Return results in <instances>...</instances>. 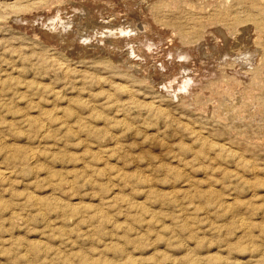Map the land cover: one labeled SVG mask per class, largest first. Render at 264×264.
Wrapping results in <instances>:
<instances>
[{
	"label": "rangeland",
	"instance_id": "rangeland-1",
	"mask_svg": "<svg viewBox=\"0 0 264 264\" xmlns=\"http://www.w3.org/2000/svg\"><path fill=\"white\" fill-rule=\"evenodd\" d=\"M76 1L0 0V264H264L263 0Z\"/></svg>",
	"mask_w": 264,
	"mask_h": 264
},
{
	"label": "bare ground",
	"instance_id": "bare-ground-1",
	"mask_svg": "<svg viewBox=\"0 0 264 264\" xmlns=\"http://www.w3.org/2000/svg\"><path fill=\"white\" fill-rule=\"evenodd\" d=\"M66 1L68 2V0H66ZM75 1H76V0H75ZM83 1H84V0H83ZM94 1H96V0H94ZM101 1L103 2V0H101ZM219 1H220V0H219ZM20 2H21V1H20ZM25 2H26V1H25ZM76 2H77V1H76ZM90 2H93V1H89V3H90ZM106 2H107V1H106ZM112 2H114V1L112 0ZM115 2H116V0H115ZM124 2H125V1H124ZM124 2H123V3H124ZM143 2H144V1H143ZM83 3H84V2H83ZM87 3H88V2H87ZM100 3H101V2H100ZM118 3H119V1H118ZM262 3H263V5H264V0H263ZM16 4H17V3H16ZM22 4H23V3H22ZM77 4H78V2H77ZM77 4H76V5H77ZM81 4H82V3H81ZM85 4H86V3H85ZM85 4H84V5H85ZM105 4H106V3H105ZM105 4H104V5H105ZM125 4H127V3H125ZM142 4H143V3H142ZM66 5H67V4H66ZM71 5H73V4H71ZM82 5H83V4H82ZM117 5H118V4H117ZM123 5H124V4H123ZM173 5H174V4H173ZM263 5H262V6H263ZM42 6H43V5H42ZM85 6H86V5H85ZM87 6H88V5H87ZM95 6H96V5H95ZM100 6H101V4H100ZM100 6H99V7H100ZM102 6H103V3H102ZM113 6H114V4H113ZM115 6H116V5H115ZM115 6H114V7H115ZM262 6H261V7H262ZM90 7H91V9H94L95 11H93V12H96V13L101 12L99 9H102V8H99L98 6H96V7L99 8V9L97 8L98 10L96 11V8H95L94 6L89 5V8H90ZM103 7H104V6H103ZM140 7H141V9H142V6H140ZM263 7H264V6H263ZM80 8H81V6H80ZM82 8H83V6H82ZM86 8H87V7H86ZM89 8H87V9H89ZM112 8H113V7H112ZM112 8H111V9H112ZM125 8H126V7H125ZM127 8H128V7H127ZM129 8H130V7H129ZM129 8H128V9H129ZM159 8H160V7H159ZM193 8H194V7H193ZM21 9H22V8H21ZM105 9H106V6H105ZM109 9H110V8H109ZM114 9H115V8H114ZM116 9H117V8H116ZM116 9H115V10H116ZM118 9H119V7H118ZM128 9H127V10H128ZM132 9H133V8H132ZM76 10H77V9H76ZM106 10H107V9H106ZM115 10H114V11H115ZM198 10H199V9H198ZM74 11H75V10H74ZM82 11H83V10H82ZM89 11H90V9H89ZM111 11H112V10H111ZM117 11H118V10H117ZM117 11H115V12H117ZM120 11H121V10H120ZM72 12H73V11H72ZM75 12H77V11H75ZM75 12H74V13H75ZM90 12H91V11H90ZM106 12H107V11H106ZM205 12H206V11H205ZM74 13H73V14H74ZM91 13H92V12H91ZM91 13H90V14H91ZM101 13H102V12H101ZM110 13L112 14V12H110ZM134 13H135V11H134ZM0 14H1V13H0ZM70 14H71V13H70ZM76 14H77V13H76ZM87 14H88V13H87ZM111 14H110V15H111ZM115 14H116V13H115ZM124 14H125V13H124ZM150 14H151V13H150ZM92 15H93V13H92ZM106 15H107V14H106ZM112 15H113V14H112ZM121 15H122V14H120V16H121ZM136 15H137V14H136ZM56 16H57V15H56ZM64 16H65V15H64ZM89 16H90V15H88V17H89ZM93 16H94V15H93ZM103 16H104V15H103ZM107 16H108V15H107ZM107 16H106V17H107ZM130 16H131V15H130ZM130 16H129V17H130ZM212 16H213V15H212ZM60 17H61V16H60ZM67 17H68V16H67ZM69 17H70V15H69ZM88 17H87V19H88ZM91 17H92V16H91ZM98 17H99V15L97 16V18H98ZM118 17H119V16H118ZM129 17H128V18L126 17V20L128 19V21H131V22H132V19H134L136 16H134V18H132V19L130 18V20H129ZM150 17H151V16H150ZM154 17H155V15H154ZM154 17H153V18H154ZM201 17H202V16H201ZM226 17H227V16H226ZM233 17H234V16H233ZM15 18H16V17H15ZM47 18H48V17H47ZM80 18H81V17H80ZM93 18H94V17H93ZM95 18H96V17H95ZM102 18H103V17H102ZM111 18H112V17H111ZM120 18H121V17H120ZM137 18H138V17H137ZM143 18H144V17H143ZM49 19H50V17H49ZM64 19H65V18H64ZM70 19H71V18H70ZM77 19H78V18H77ZM87 19H86V20H87ZM115 19H117V17H116ZM145 19H146V18H145ZM145 19H142V20H145ZM193 19H195V18H193ZM193 19H192V20H193ZM230 19H231V18H230ZM67 20H68V19H67ZM91 20H92V19H91ZM93 20H94V19H93ZM113 20H114V19H112V21H113ZM118 20H119V19H118ZM136 20H137V19H136ZM138 20H139V19H138ZM152 20H153V19H152ZM196 20H197V19H196ZM201 20H202V19H201ZM228 20H229V19H228ZM51 21H52L53 23H55V24H57V23L60 24V25H61V24H62V25L64 24L63 21L60 20V19H52ZM64 21H65V20H64ZM79 21H80V20H79ZM94 21H95V20H94ZM108 21H109V20H108ZM119 21H120V20H119ZM119 21H118V22H119ZM153 21H154V20H153ZM174 21H176V19H175ZM185 21H186V19H185ZM208 21H209V20H208ZM70 22H71V21H70ZM96 22H97V21H96ZM104 22H105V21H104ZM106 22H107V21H106ZM110 22H111V21H110ZM118 22H117V23H118ZM133 22H134V21H133ZM138 22H139V21H138ZM140 22H141V21H140ZM144 22H145V21H144ZM155 22H156V21H155ZM172 22H173V21H172ZM172 22H171V23H172ZM198 22H199V21H198ZM203 22H204V21H203ZM209 22H211V21H209ZM93 23H94V22H93ZM97 23H98V22H97ZM120 23H121V21H120ZM123 23H124V22H123ZM128 23H130V22H128ZM142 23H143V22H142ZM147 23H148V22H147ZM189 23H190V22H189ZM86 24H87V23H86ZM86 24H85V25H86ZM100 24H101V22H100ZM108 24H110V23H108ZM108 24H107V25H104V24H103L105 27H102V28L106 29L105 32H104L103 30H102V31H103L107 36H110V35L113 36V35H115V36L117 37L118 35H120V34L123 33V30H124L123 27H125V26H124L125 23L122 24V25H123V27H122L123 29H122V28H116V26L114 27V25L112 26V23H111L110 25H108ZM115 24H116V22H115ZM134 24H135V26H136V22H135ZM144 24H145V23H144ZM204 24H205V23H204ZM236 24H237V23H236ZM241 24H242V23H241ZM67 25H68V24H67ZM70 25H71V24H70ZM77 25H78V24H77ZM92 25H93V24H92ZM116 25H117V24H116ZM125 25H126V24H125ZM139 25H141V24H139ZM148 25H149V24H148ZM205 25H206V24H205ZM237 25H238V24H237ZM255 25H256V24H255ZM49 26H50V25H49ZM72 26H73V25H72ZM86 26H87V25H86ZM119 26H120V25H119ZM130 26H131V24H130ZM201 26H202V24H201ZM257 26H258V25H257ZM82 27H83V25H82ZM87 27H88V29L90 28L89 26H87ZM189 27H190V26H189ZM198 27H199V26H198ZM198 27H197V26L192 27L193 32H195V33L198 32ZM62 28H63V26H62ZM93 28H94V27H93ZM95 28H96V27H95ZM95 28H94V29H95ZM97 28H98V27H97ZM99 28H100V27H99ZM140 28H141V27H140ZM142 28H144V27H142ZM155 28H156V27H155ZM173 28H174V27H173ZM127 29H128V28H127ZM135 29H137V28L135 27ZM138 29H139V28H138ZM138 29H137V30H138ZM161 29H163V28H161ZM226 29H227V28H226ZM258 29H259V28H258ZM66 30H67V29H66ZM74 30H75V29H74ZM80 30L82 31V29H80ZM259 30H261V29H259ZM72 31H73V29H72ZM88 31H89V30H88ZM95 31H96V29H95ZM102 31H101V32H102ZM127 31H128V30H127ZM144 31H145V30H144ZM160 31H161V30H160ZM190 31H191V30H190ZM61 32H62V29H61ZM63 32H65V31H63ZM63 32H62V33H63ZM67 32H68V31H67ZM67 32H65V33H67ZM90 32H91V31H90ZM103 32H102V33H103ZM129 32H130V31H129ZM141 32H142V30H141ZM62 33H61V34H62ZM92 33H94V32H92ZM95 33H96V32H95ZM99 33H100V32H99ZM134 33H135V32H134ZM145 33H146V32H145ZM71 34H72V33H71ZM89 34H90V33H89ZM137 34H138V33H137ZM139 34H140V33H139ZM141 34H142V33H141ZM149 34H150V33H149ZM200 34H201V33H200ZM202 34H203V33H202ZM202 34H201V36H202ZM65 35H66V34H65ZM96 35H97V34H96ZM132 35H134V34H132ZM132 35H131V36H132ZM142 35H144V33H143ZM146 35H147V33H146ZM192 35H193V34H192ZM197 35H198V34H197ZM48 36L50 37V35H48ZM55 36H56V35H55ZM59 36H60V34H59ZM66 36H67V35H66ZM70 36H71V35H70ZM73 36H74V35H73ZM89 36H90V35H89ZM139 36H141V35H139ZM198 36H199V35H198ZM209 36H210V35H209ZM256 36H257V35H256ZM36 37H37V35H36ZM57 37H58V36H57ZM57 37H56V38H57ZM92 37H93V36H92ZM121 37H122V36H121ZM121 37H120V38H121ZM46 38H47V37H46ZM56 38H55V39H56ZM70 38H72V36H71ZM85 38H87V36H86ZM85 38H84V39H85ZM103 38H104V37H103ZM130 38H131V37H130ZM132 38H133V37H132ZM142 38H143V37H140L139 39L142 40ZM144 38H145V37H144ZM196 38H197V37H196ZM49 39H50V38H49ZM77 39L80 40V38H77ZM100 39H102V38H100ZM122 39H123V38H122ZM135 39H136V38H135ZM135 39H134L133 41L136 42ZM167 39H168V38H167ZM59 40H60V39H59ZM62 40H63V39H62ZM64 40H65V38H64ZM66 40H67V39H66ZM66 40H65V41H66ZM74 40H75V39H74ZM104 40H106V39H104ZM118 40H119V39H118ZM125 40H126V39H125ZM130 40H131V39H130ZM146 40H147V39H146ZM50 41H51V40H50ZM91 41H93V40H91ZM106 41H107V40H106ZM106 41H105V42H106ZM108 41H109V40H108ZM110 41H115V40L112 39V40H110ZM119 41H120V40H119ZM127 41H128V40H127ZM35 42H36V41H35ZM58 42L60 43V41H58ZM66 42H67V41H66ZM68 42H72V41H69V39H68ZM73 42H74V41H73ZM80 42H81V41H80ZM125 42H126V41H125ZM131 42H132V41H131ZM131 42H130V44H131ZM141 42H142V41H141ZM59 43H57V44H59ZM63 43H64V42H63ZM91 43H92V42H91ZM93 43H94V41H93ZM93 43H92V44H93ZM98 43H99V41H98ZM115 43L117 44V42H115ZM120 43H121V41H120ZM120 43H119V44H120ZM55 44H56V42H55ZM77 44H78V43H77ZM82 44H84V43H82ZM95 44H96V43H95ZM108 44H109V42H108ZM124 44H125V45H124L123 47L126 46V43H124ZM132 44H135V43H132ZM145 44H146V43H145ZM181 44H182V43H181ZM42 45H43V44H42ZM66 45H67V44H66ZM84 45L87 46L88 44H87V45L84 44ZM99 45H100V43H99ZM113 45L116 47L115 44H113ZM113 45H112V46H113ZM117 45H118V44H117ZM128 45H129V44H128ZM128 45H127V46H128ZM142 45H143V44H142ZM74 46H78V45L73 44L72 47H74ZM88 46H89V45H88ZM90 46H91V45H90ZM93 46H95V45H93ZM104 46H106V45H104ZM107 46H108V45H107ZM109 46H110V45H109ZM129 46H130V45H129ZM131 46H132V45H131ZM150 46H151V45H150ZM44 47H45V46H44ZM79 47H80V46H79ZM82 47H83V46H82ZM115 47H114V48H115ZM132 47H133V46H132ZM141 47H142V46H141ZM109 48L111 49V47H109ZM119 48H120V47H119ZM133 48H134V47H133ZM139 48H140V47H139ZM139 48H138V49H139ZM142 48H143V47H142ZM53 49H54V48H53ZM73 49H75V48H73ZM85 49H86V48H85ZM116 49H117V48H116ZM120 49H121V48H120ZM130 49H131V48H130ZM138 49H136V50H138ZM249 49H250V48H249ZM86 50H87V49H86ZM88 50H89V49H88ZM140 50H141V49H140ZM256 50H257V49H256ZM75 51H76V50H75ZM89 51H90V50H89ZM95 51H96V49L94 50V52H95ZM110 51H111V50H110ZM112 51H113V50H112ZM46 52H47V51H46ZM85 52H87V51H85ZM85 52H84V53H85ZM94 52H93V53H94ZM96 52H98V50H97ZM128 52H129V51H128ZM166 52H167V51H166ZM120 53H121V52H120ZM136 53H138V55H139V52H138V51H137ZM146 53H148V52H146ZM90 54H91V53H90ZM113 54L116 56V52L113 53ZM113 54H112V55H113ZM126 54H127V53H126ZM112 55H111V56H112ZM121 55H124V54H121ZM144 55H145V54H143V56H144ZM148 55H149V54H148ZM160 55H161V54H160ZM160 55H158V57H159ZM118 56H119V55H117V57H118ZM141 56H142V55H141ZM143 56H142V58H144V61H145V59H146V58H145L146 55H145V57H143ZM164 56H166V55H164ZM119 57H120V56H119ZM120 58H123V57L121 56ZM130 58H132V56H131ZM142 58H140V59H142ZM159 58H160V57H159ZM164 58H165V57H164ZM178 58H179V57H178ZM160 59H161V58H160ZM160 59H159V60H160ZM124 60H125V59H124ZM153 60H154V59H153ZM161 60H162V59H161ZM102 61H103V60H102ZM163 61H164V60H163ZM165 61H166V60H165ZM262 61H263V60H262ZM123 62H124V61H123ZM127 62H128V61H127ZM146 62H147V61H146ZM159 62H161V61H159ZM230 62H231V61H230ZM101 63H102V62H101ZM119 63H120V62H119ZM130 63H131V62H130ZM142 63H143V62H142ZM152 63H153V61H152ZM164 63H165V62H164ZM244 63H245V62H244ZM133 64H134V63H133ZM144 64H146V63H144ZM154 64L156 65V63H153V65H154ZM186 64H187V63H186ZM161 65H162V63H161ZM164 65H165V64H163V66H164ZM190 65H191V64H190ZM228 65H229V64H228ZM68 66H69V65H68ZM122 66H123V65H122ZM126 66H127V65H126ZM135 66H136V65H135ZM144 66H145V65H144ZM149 66H150V65H149ZM149 66H148V68H149ZM163 66H162V67H163ZM166 66H167V65H166ZM166 66H165V67H166ZM127 67H128V66H127ZM146 67H147V66H146ZM151 67H153V66H151ZM178 67H179V66H178ZM132 68H133V67H132ZM141 68H142V67H141ZM141 68H140V69H141ZM144 68H145V67H144ZM176 68H177V67H176ZM237 68H238V67H237ZM135 69H137V68H135ZM151 69H152V68H151ZM173 69H174V68H173ZM191 69H192V68H191ZM154 70H155V69H154ZM156 70H157V68H156ZM175 70H176V69H175ZM175 70H174V71H175ZM177 70H178V69H177ZM129 71H131V69H130ZM137 71H139V70H137ZM137 71H136V72H137ZM149 71H151V70L149 69ZM146 72H147V71H146ZM161 72H162V71H161ZM170 72H171V71H170ZM137 73H138V72H137ZM141 73H143V71H142ZM141 73H140V74H141ZM150 73H151V72H150ZM175 73H176V71H175ZM177 73H178V72H177ZM145 74H146V73H144V75H145ZM171 74H172V73H171ZM148 75H149V73H148ZM154 75H155V74H154ZM235 75H236V74H235ZM142 76H143V75H142ZM145 76H146V75H145ZM145 76H144V77H145ZM150 76H152V75H150ZM150 76H149V77H150ZM155 76H156V75H155ZM167 76H168V75H167ZM174 76H176V75L174 74ZM177 76H178V75H177ZM180 76H181V75H180ZM183 76H184V75H183ZM228 76H229V75H228ZM147 77H148V76H147ZM153 77H154V76H153ZM153 77H152V78H153ZM135 78H136V77H135ZM152 78H151V79H152ZM154 78H155V77H154ZM172 78H173V77H172ZM143 79H144V78H143ZM169 79H171V78H169ZM185 79H187V78L184 77V80H185ZM188 79H189V78H188ZM148 80H149V79H148ZM162 80H163V79H162ZM178 80H179V79H178ZM145 81H147V80H145ZM149 81H150V80H149ZM152 81H153V79H152ZM175 81H176V79H175ZM179 81H180V80H179ZM179 81H178V82H179ZM170 82H171V81H170ZM170 82H169V83H170ZM180 82H181V81H180ZM180 82H179V83H180ZM196 82H197V81H196ZM238 82H239V81H238ZM167 83H168V81H167ZM167 83H166V85H167ZM186 83H187V82L183 83L184 85L182 84L184 88H185V86H187ZM243 83H244V82H243ZM161 84H162V83H160V85H161ZM170 84H171V83H170ZM180 84H181V83H180ZM166 85H165V86H166ZM171 85H172V84H171ZM175 85H176V84H175ZM233 85H234V83H233ZM156 86H157V84H156ZM169 86H170V85H169ZM177 86H178V85H177ZM235 86H236V85H235ZM240 86H241V85H240ZM170 87H171V86H170ZM174 87H175V86H174ZM174 87H173V88H174ZM168 89H169V87H168ZM175 89H176V88H175ZM180 90H181V89H180ZM180 90H179V91H180ZM241 90H242V89H241ZM171 93H172V92H171ZM178 93H179V92H178ZM215 93H216V92H215ZM172 94H174V93H172ZM180 94H181V93H180ZM170 96H171V95H170ZM175 96H177V94H176ZM172 97H173V96H172ZM239 111H240V110H239ZM239 113H240V112H239ZM243 113H244V112H243ZM239 117H240V116H239ZM247 117H248V116H247Z\"/></svg>",
	"mask_w": 264,
	"mask_h": 264
}]
</instances>
